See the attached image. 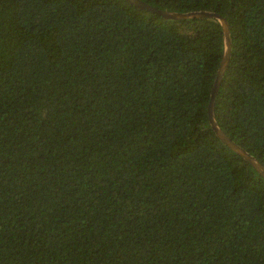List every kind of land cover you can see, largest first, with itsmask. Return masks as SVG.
I'll return each mask as SVG.
<instances>
[{
  "label": "trees",
  "instance_id": "16d2710c",
  "mask_svg": "<svg viewBox=\"0 0 264 264\" xmlns=\"http://www.w3.org/2000/svg\"><path fill=\"white\" fill-rule=\"evenodd\" d=\"M227 24L219 130L264 167V0H140ZM223 34L127 0H0V264H264V178L207 117Z\"/></svg>",
  "mask_w": 264,
  "mask_h": 264
},
{
  "label": "water",
  "instance_id": "95a60500",
  "mask_svg": "<svg viewBox=\"0 0 264 264\" xmlns=\"http://www.w3.org/2000/svg\"><path fill=\"white\" fill-rule=\"evenodd\" d=\"M128 2L132 3L136 7L151 10L156 12L157 14L161 15L162 17L166 19H183V18H191V17H214L218 20L221 26L222 34H223V51L221 55V60L219 62V66L217 68L212 87L209 94V101L207 104V117L209 124L211 128L213 129L215 135L230 149H232L234 152H236L238 155H240L244 160H246L257 172L260 176L264 178V167L257 162L249 153H247L245 150H243L241 147H239L237 144H235L233 141H231L227 136H225L219 128L216 126L213 116H212V102L214 95L217 90V86L219 84L221 75L223 74V71L226 68L228 56H229V37H228V30H227V24L225 20L221 17H219L216 14L206 12V11H193V12H186V13H173V12H167L164 10H157L154 7H151L150 5L140 1V0H127Z\"/></svg>",
  "mask_w": 264,
  "mask_h": 264
}]
</instances>
